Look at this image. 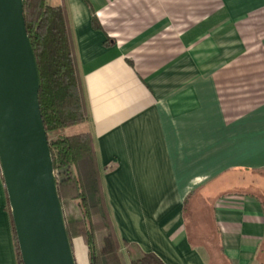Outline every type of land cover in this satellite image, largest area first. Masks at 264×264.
I'll list each match as a JSON object with an SVG mask.
<instances>
[{
  "label": "crops",
  "instance_id": "0c3cea01",
  "mask_svg": "<svg viewBox=\"0 0 264 264\" xmlns=\"http://www.w3.org/2000/svg\"><path fill=\"white\" fill-rule=\"evenodd\" d=\"M45 1L67 8L88 111L64 134L92 135L119 238L164 264H264V0ZM6 198L0 172L17 264Z\"/></svg>",
  "mask_w": 264,
  "mask_h": 264
},
{
  "label": "trees",
  "instance_id": "16d2710c",
  "mask_svg": "<svg viewBox=\"0 0 264 264\" xmlns=\"http://www.w3.org/2000/svg\"><path fill=\"white\" fill-rule=\"evenodd\" d=\"M26 33L39 74L38 103L62 202L74 203L79 218L66 220L72 243L80 239L90 264H164L152 253L120 239L107 205L94 139L65 130L88 120L67 8L45 0H23ZM92 26L99 29L92 16ZM17 264H22L6 198Z\"/></svg>",
  "mask_w": 264,
  "mask_h": 264
},
{
  "label": "water",
  "instance_id": "95a60500",
  "mask_svg": "<svg viewBox=\"0 0 264 264\" xmlns=\"http://www.w3.org/2000/svg\"><path fill=\"white\" fill-rule=\"evenodd\" d=\"M23 0H0V172L22 264H76L40 113Z\"/></svg>",
  "mask_w": 264,
  "mask_h": 264
},
{
  "label": "rangeland",
  "instance_id": "374dc122",
  "mask_svg": "<svg viewBox=\"0 0 264 264\" xmlns=\"http://www.w3.org/2000/svg\"><path fill=\"white\" fill-rule=\"evenodd\" d=\"M262 180H263V185H262V192L260 193V197L264 200V175H262ZM64 205H67V207L70 205H74L75 207L74 203L65 202ZM72 248H73L76 264H90L86 247L84 246V244L80 239H74L72 241Z\"/></svg>",
  "mask_w": 264,
  "mask_h": 264
}]
</instances>
